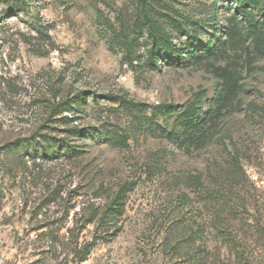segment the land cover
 Masks as SVG:
<instances>
[{"label": "rangeland", "instance_id": "obj_1", "mask_svg": "<svg viewBox=\"0 0 264 264\" xmlns=\"http://www.w3.org/2000/svg\"><path fill=\"white\" fill-rule=\"evenodd\" d=\"M148 2L202 21L216 3L221 40L233 10L229 0ZM139 17L136 0H0V264H264V57L250 63L246 41L223 46L220 75L149 69ZM121 33L142 35L131 54ZM201 90L202 114L219 111L205 128L214 137L194 146L176 116ZM108 94L145 104L140 117L159 104L176 111L147 123ZM183 222L203 231L195 258Z\"/></svg>", "mask_w": 264, "mask_h": 264}, {"label": "trees", "instance_id": "obj_2", "mask_svg": "<svg viewBox=\"0 0 264 264\" xmlns=\"http://www.w3.org/2000/svg\"><path fill=\"white\" fill-rule=\"evenodd\" d=\"M136 2L140 9V17L133 31L137 34H140L143 30L145 31L146 39L144 40V44L146 47V58L144 65L149 69L158 68L161 62H174L179 66H185L190 63L196 67H207L213 71H218L217 74L220 75L223 68L215 66L214 58L222 53L223 46L235 43L245 44L246 41L253 48V52L248 55L250 63L252 60L264 57V0H229L233 10L230 16L225 19V25L222 31L224 38L222 40L216 37L217 32L220 31L217 27L216 3H212L206 8L204 7V12L210 15L202 21V19L197 20L185 15L175 18L168 15V13L157 11V8L151 5L148 0H136ZM163 17H169V26L173 28L172 30L178 36L186 37L183 47L174 46L172 30L168 29L162 23L161 19ZM209 20L213 21L211 24L213 35L205 44H201L200 36L203 33L202 25L206 24V21ZM121 36L124 47L127 50L126 52L131 54L138 39L142 35H136L130 38L126 34L121 33ZM246 47L248 48L249 45ZM136 58V56L130 55L129 61L132 62ZM105 96L110 100L117 101L134 118H138L139 121L142 120L141 118H144L147 123H153V116L157 118L159 115H164L165 118H171L176 111L172 105L159 104L154 107V113L151 116L141 115L143 117H140V113L145 110V104L133 101L126 97L125 94H108ZM204 97L205 91H199L195 99L176 116V119L182 122V134H185L186 138L190 139L194 146L199 145L203 140L207 141L214 137V133L212 131L209 133L205 128L211 115L213 116L212 113L214 111L216 112V110L217 112L219 111V106H217V109H210L202 114V100ZM157 128L161 129L158 125ZM161 131L165 132L164 129ZM173 134L170 131L167 135L173 136ZM103 136L115 145H124L127 142V137L116 131H105ZM192 178L196 180V177ZM130 185L131 183H124L118 189L115 202L113 203L116 206L115 210L117 212H122L123 196L125 191L131 189ZM202 232L200 229H193L190 225H184V222L182 223V242L187 246V252L193 258H195V252L199 251L198 248L203 249L200 247L195 248L197 240H201ZM187 252L186 254H188ZM197 261L199 262V260Z\"/></svg>", "mask_w": 264, "mask_h": 264}]
</instances>
